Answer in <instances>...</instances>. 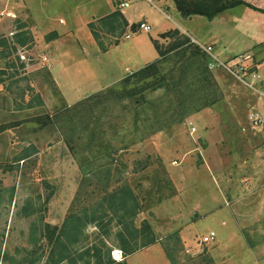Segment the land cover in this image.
Masks as SVG:
<instances>
[{
	"label": "rangeland",
	"instance_id": "rangeland-1",
	"mask_svg": "<svg viewBox=\"0 0 264 264\" xmlns=\"http://www.w3.org/2000/svg\"><path fill=\"white\" fill-rule=\"evenodd\" d=\"M21 1L0 0V39L10 47L4 60L0 46V69L5 61L15 65L8 70L15 82L0 84V264H28L33 248L41 256L34 264H45L51 246L40 237L44 224L60 231L70 212L123 185L138 199L133 225L146 220L156 241L125 256L122 209L106 203L112 220L101 227L86 220L69 244L73 253L58 264H98L95 248L104 261L109 254L108 264H264V0H244L249 6L211 20L182 18L172 0ZM115 7L131 23L101 51L88 23L100 41H114L118 33L106 34L99 19ZM52 18L59 29L76 26V33L60 34ZM140 21L150 31L138 29ZM172 29L230 61L249 54L259 63L257 83L217 68L216 84L204 83L201 93L187 87L188 75L179 111L175 94L163 87L146 90L133 106L116 81L153 62L151 39L166 45L159 35ZM18 31H28L29 41L14 42ZM173 60L163 63V73ZM109 88L122 97L104 99L84 119L75 116L74 105ZM28 100L32 107L17 108ZM253 111L262 117L258 127L248 119ZM46 116L47 124L36 121ZM210 231L214 240L200 244Z\"/></svg>",
	"mask_w": 264,
	"mask_h": 264
},
{
	"label": "trees",
	"instance_id": "trees-1",
	"mask_svg": "<svg viewBox=\"0 0 264 264\" xmlns=\"http://www.w3.org/2000/svg\"><path fill=\"white\" fill-rule=\"evenodd\" d=\"M174 6L182 18H189L191 16H203L209 20L215 16L234 7L245 5L249 6L244 0H172ZM100 28L104 30L106 34H116L114 41L103 43L99 39V35L96 32L92 23H88V28L93 39L96 41L101 51H106L112 45H116L119 42V37L125 33L128 21L125 19L123 13L119 8L115 7L112 12L108 15L99 19ZM131 29L134 30V25ZM28 31H18L13 33L12 39L18 44H24L29 41L30 37L26 36ZM127 35V34H126ZM113 36V35H112ZM159 38L168 40L166 45L160 44L159 39H151L158 58L146 64L145 66L127 74L124 76L119 83L120 89L124 94L131 98L133 106H140L145 100L143 93L146 90L163 87L167 91H172L176 97L175 110L179 111V108L184 103L185 93L181 89V85L186 81L189 74H192L191 81L188 82L187 87H191L193 90L201 93L204 88V83H212L215 85L216 81L212 70L208 69V62L210 56L203 51L198 45H195L191 38L181 33L177 29L168 30L159 35ZM8 39H0V46H4L5 49L1 51V58L7 60L10 55V47L7 44ZM9 48V50H7ZM14 49V47H12ZM173 53L172 55H170ZM170 57H173L174 65L164 71L163 63L166 62ZM19 60V57H16ZM5 67L0 69V84L6 83L7 80H11L15 76L14 72L10 73L8 70L14 68V62L9 63L5 61ZM258 62L256 60L246 67L248 72H255L258 70ZM23 66V65H22ZM10 85L15 81H10ZM132 85L126 90V87ZM7 88V87H6ZM184 93V94H183ZM195 93V92H194ZM25 90L21 92L20 96H25ZM123 94H120L114 88H109L105 91L98 92L81 102L74 105L71 109L75 110V116L77 115L80 119H84L88 115L92 108L96 104L103 102L104 99L117 98L120 99ZM187 96V95H186ZM24 100V98H23ZM41 103V102H40ZM40 105V104H39ZM30 100L23 105L21 102L17 103V108H29L32 107ZM48 117L46 120L43 117L36 119L37 122L47 124ZM109 203L110 205L116 204L122 214L118 216V224L122 226V230L119 231L118 236L121 240L120 249L123 251L125 256H128L140 248H146L152 245L156 239L154 233L146 220L141 222L139 228L133 225V218L138 211V199L133 194L131 188L128 185H123L112 189L110 192L103 190V196L99 202L95 204L86 205L82 209H77L78 212H70L65 221L64 226L59 231L56 225L45 223L41 232L40 237L44 238L46 242L51 246V252L45 261V264H58L64 258H69L73 252H71L69 244L73 242V239H77L76 236L80 230L85 226L88 219L91 222L97 223V225L104 226L105 220L107 222L112 220L113 215H110L105 209L104 204ZM104 207V208H103ZM87 220V221H86ZM126 231V235L125 234ZM65 237V242L62 237ZM133 241L134 243L129 242ZM140 242V245L137 244ZM91 249H87L85 253L90 255ZM92 254V253H91ZM29 255H38L36 248H33ZM57 255V257L55 256ZM98 264H108L110 262L109 254L107 253L108 260L104 261L103 256L100 254L98 248L94 249V254ZM31 260L24 259V263L34 264L37 258ZM123 261V260H122Z\"/></svg>",
	"mask_w": 264,
	"mask_h": 264
},
{
	"label": "built area",
	"instance_id": "built-area-1",
	"mask_svg": "<svg viewBox=\"0 0 264 264\" xmlns=\"http://www.w3.org/2000/svg\"><path fill=\"white\" fill-rule=\"evenodd\" d=\"M122 6L124 7L128 6V2H123ZM2 15L3 13H0V17ZM138 29L148 32L150 31L151 27L146 22L140 21L138 23ZM129 37H130L129 34L125 35V38H129ZM200 47L210 56V60L207 65L208 69L213 70V69L221 68L224 71H226L229 75L237 78L238 80L245 82L246 77H251L253 79L249 83H252L253 85L257 83L256 80L259 78L258 72L257 71L248 72L246 68L252 61L251 56L249 54H245L244 56L240 55L238 57H234L232 61L222 60L214 54L212 45H206V46L200 45ZM43 60H46V57H43ZM253 85H249V86L253 87ZM255 87L254 89L257 90ZM262 94L264 95V91H262ZM248 119L252 127H258L262 124V117L257 111H253L249 113ZM214 237H215V233L213 231H210L209 233L203 235L199 239V243L200 244L209 243L210 241L214 240ZM114 253L119 255L121 254L120 251L118 250H114L113 254ZM255 264H259V263H255Z\"/></svg>",
	"mask_w": 264,
	"mask_h": 264
},
{
	"label": "crops",
	"instance_id": "crops-1",
	"mask_svg": "<svg viewBox=\"0 0 264 264\" xmlns=\"http://www.w3.org/2000/svg\"><path fill=\"white\" fill-rule=\"evenodd\" d=\"M19 2H21L22 3V1L21 0H18ZM12 2H14V0H12ZM15 4H17V2L15 3ZM13 7V6H12ZM233 9V8H232ZM113 10H110L109 12H112ZM14 13H16L15 11H13ZM123 13V12H122ZM107 14V13H106ZM17 15V14H16ZM91 15V14H90ZM89 15V16H90ZM123 15H124V13H123ZM28 13H24V18H28ZM30 17V16H29ZM124 17H125V19L128 21V23H131V21H130V19H128L127 18V16H125L124 15ZM1 19V18H0ZM53 19V21H52V23L54 24V29L55 30H57L58 32H60V31H63V32H65V35L64 36H67L68 34H75L76 33V30H77V27L76 26H73V25H71V26H69L68 28H65V29H59L58 27H57V25L55 24V18H52ZM90 19V18H89ZM89 19H88V17L85 19V20H83V25L84 26H87V23L89 22ZM60 20H62V19H60ZM63 32H60V34H63ZM90 33V32H89ZM90 35H91V33H90ZM91 38H92V36H91ZM130 38V37H129ZM93 39V38H92ZM77 41H78V39H76ZM93 41H94V39H93ZM51 42V41H50ZM95 42V41H94ZM95 44H96V42H95ZM97 45V44H96ZM97 47H98V45H97ZM217 47H218V45H217ZM99 48V47H98ZM108 50V49H107ZM106 50V51H107ZM214 50H217L216 48H214ZM217 57H219L220 59H222V60H227L229 57H231V56H227V57H222V56H220V52H215L214 53ZM158 55V54H157ZM158 58V56L155 58V60ZM154 60V61H155ZM139 69V68H138ZM134 71V70H133ZM133 71H131V72H133ZM214 71V70H213ZM212 71V72H213ZM130 72V73H131ZM129 74V73H128ZM127 75V74H126ZM125 75V76H126ZM124 77V76H123ZM123 77H121V78H119L116 82H118L119 80H121ZM115 83V82H114Z\"/></svg>",
	"mask_w": 264,
	"mask_h": 264
}]
</instances>
